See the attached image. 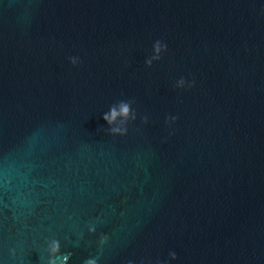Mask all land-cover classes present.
I'll return each mask as SVG.
<instances>
[{"label":"water","instance_id":"95a60500","mask_svg":"<svg viewBox=\"0 0 264 264\" xmlns=\"http://www.w3.org/2000/svg\"><path fill=\"white\" fill-rule=\"evenodd\" d=\"M52 240L56 264H264V0H0V264Z\"/></svg>","mask_w":264,"mask_h":264},{"label":"clouds","instance_id":"9594fccd","mask_svg":"<svg viewBox=\"0 0 264 264\" xmlns=\"http://www.w3.org/2000/svg\"><path fill=\"white\" fill-rule=\"evenodd\" d=\"M166 51L167 45L162 44L160 41H157L154 45V50L156 52V56L153 57V59H159V53L161 50ZM73 64L76 63V60H72ZM152 61H147V64L151 66ZM184 80L182 79L179 82V86H183ZM191 86V85H189ZM130 110H131V104L130 102H124L121 101L118 105H113L109 112L105 113L103 116L104 121L109 125V132L113 136H125L127 135V123L130 118ZM131 119L135 120L136 116L135 113H132ZM175 117L172 118L173 122L175 121ZM120 121L118 124L117 121ZM145 122H147L145 120ZM90 232H94V228L89 229ZM103 239V237H102ZM49 251V260L48 264H56V258L60 254V244L56 240H52L48 246ZM175 258V256H173ZM87 264H95L94 261H88Z\"/></svg>","mask_w":264,"mask_h":264}]
</instances>
